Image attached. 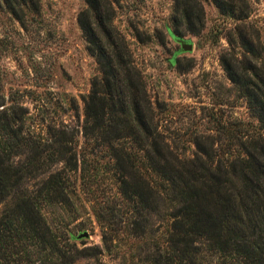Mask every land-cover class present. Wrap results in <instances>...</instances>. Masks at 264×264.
Returning <instances> with one entry per match:
<instances>
[{
	"label": "trees",
	"instance_id": "obj_1",
	"mask_svg": "<svg viewBox=\"0 0 264 264\" xmlns=\"http://www.w3.org/2000/svg\"><path fill=\"white\" fill-rule=\"evenodd\" d=\"M14 1L4 0L19 17ZM211 1L240 21L249 15V0ZM85 2L78 22L99 73L82 98L80 125L53 123L36 131L0 83V264H74L101 251L77 243L69 215L47 218V208L55 207L75 216L76 182L90 196L104 241L118 230L116 217L140 239L150 233V212L166 216L161 241L143 258L149 264H264V47L239 29L243 57L220 56L257 126L230 131L231 149L213 141L185 157L151 114L128 42L114 24L118 0ZM204 19L202 0H173V31L183 26L197 33ZM106 175L117 207L102 202L97 186Z\"/></svg>",
	"mask_w": 264,
	"mask_h": 264
},
{
	"label": "rangeland",
	"instance_id": "obj_2",
	"mask_svg": "<svg viewBox=\"0 0 264 264\" xmlns=\"http://www.w3.org/2000/svg\"><path fill=\"white\" fill-rule=\"evenodd\" d=\"M14 3L19 17L0 0L1 92L8 103L22 106L18 111L24 112L25 125L36 131L44 133L53 123L80 125L82 98L99 73L78 22L85 0ZM202 3L204 26L197 33L183 26L173 31V0H118L115 6L114 24L128 42L150 100L151 114L173 150L185 157L213 141L217 147L221 144L231 149L235 142L230 131L238 127L252 131V126H257L220 56L230 51L243 57L244 48L236 39L239 29L247 32L258 47H264V0H249V15L241 21L220 12L211 0ZM29 7L37 9L32 12ZM174 35L190 40L192 48L181 49ZM107 175L94 186L100 187L105 205L116 202L117 207L119 199ZM78 183L70 204L75 216L70 217L61 207L47 208L46 212L51 222L56 221L58 213L69 215L68 228L76 235L86 231L87 235L76 239L80 246L101 247L100 252L80 257L74 264H149L143 258L153 248L154 240L161 241L166 216L150 212V233L140 239L120 228L116 217L113 225L118 230L112 239L104 241L103 225L93 212L90 196Z\"/></svg>",
	"mask_w": 264,
	"mask_h": 264
},
{
	"label": "water",
	"instance_id": "obj_3",
	"mask_svg": "<svg viewBox=\"0 0 264 264\" xmlns=\"http://www.w3.org/2000/svg\"><path fill=\"white\" fill-rule=\"evenodd\" d=\"M175 39L180 43L181 49L189 50L192 48V42L188 39H185L183 37H179L174 35ZM88 233L86 231L79 233L78 236L87 235Z\"/></svg>",
	"mask_w": 264,
	"mask_h": 264
}]
</instances>
